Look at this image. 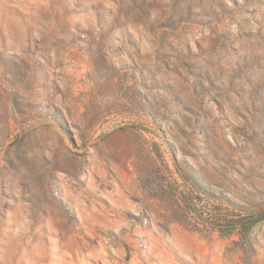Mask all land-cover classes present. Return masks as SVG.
I'll return each mask as SVG.
<instances>
[{
  "label": "rangeland",
  "instance_id": "rangeland-1",
  "mask_svg": "<svg viewBox=\"0 0 264 264\" xmlns=\"http://www.w3.org/2000/svg\"><path fill=\"white\" fill-rule=\"evenodd\" d=\"M194 208L264 209V0H0V264H264Z\"/></svg>",
  "mask_w": 264,
  "mask_h": 264
},
{
  "label": "trees",
  "instance_id": "trees-1",
  "mask_svg": "<svg viewBox=\"0 0 264 264\" xmlns=\"http://www.w3.org/2000/svg\"><path fill=\"white\" fill-rule=\"evenodd\" d=\"M196 186H199L196 183ZM228 202H230L233 206H237L232 200L228 199ZM187 215H194L196 216V222L198 225H196V229L202 230L201 225L202 224H210L213 229L218 230L223 235L226 236H232L235 234L241 235L242 238L245 236H248L251 232L252 228L257 225L260 222L264 221V209L249 213L248 215H231V216H225V217H205L204 219V212L194 208L193 210H186ZM208 219L210 220V223H208Z\"/></svg>",
  "mask_w": 264,
  "mask_h": 264
}]
</instances>
